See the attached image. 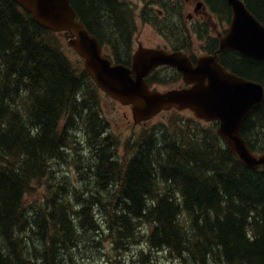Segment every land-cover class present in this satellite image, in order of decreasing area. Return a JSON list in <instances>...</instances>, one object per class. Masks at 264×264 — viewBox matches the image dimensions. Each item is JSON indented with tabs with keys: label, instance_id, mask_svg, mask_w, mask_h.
Returning a JSON list of instances; mask_svg holds the SVG:
<instances>
[{
	"label": "trees",
	"instance_id": "16d2710c",
	"mask_svg": "<svg viewBox=\"0 0 264 264\" xmlns=\"http://www.w3.org/2000/svg\"><path fill=\"white\" fill-rule=\"evenodd\" d=\"M70 1L107 55L127 66L129 7ZM242 1L264 23V0ZM69 38L0 0V264H71L95 238L113 250L143 243V264L159 254L177 264H264V170L239 163L216 123L176 110L118 152L101 92ZM227 55L226 69L264 87V61ZM241 133L264 152V99ZM60 162L79 169L83 189L58 178Z\"/></svg>",
	"mask_w": 264,
	"mask_h": 264
},
{
	"label": "water",
	"instance_id": "95a60500",
	"mask_svg": "<svg viewBox=\"0 0 264 264\" xmlns=\"http://www.w3.org/2000/svg\"><path fill=\"white\" fill-rule=\"evenodd\" d=\"M12 1L42 28L71 36L68 45L83 60L95 85L112 100L130 107L134 125L147 122L163 111L189 110L198 120L217 123V135L239 163L253 170H264V153H253L241 133L251 111L262 105L264 87L228 72L218 62V53L225 50L264 61V23L242 0H226L231 20L214 54L197 58L193 65L180 52L140 46L130 67L113 64L102 54L97 37L78 19L70 0ZM160 66L176 69L188 87L165 92L150 90L145 78Z\"/></svg>",
	"mask_w": 264,
	"mask_h": 264
},
{
	"label": "flooded vegetation",
	"instance_id": "af4514ba",
	"mask_svg": "<svg viewBox=\"0 0 264 264\" xmlns=\"http://www.w3.org/2000/svg\"><path fill=\"white\" fill-rule=\"evenodd\" d=\"M145 2L151 3V5L148 11L144 10L143 13H140L144 16L139 19L143 25L158 30L161 44L144 45L138 38L140 33L137 32L136 15L130 16L126 23L128 33L130 32L128 66L132 64V56L140 46L165 50L169 53L180 52L188 56L192 64L195 65L196 58L199 56L214 54L218 50L219 40L226 33L232 15L226 0H146ZM153 15L159 19L165 18V26L161 27L156 24ZM169 26L179 32L177 34L165 32L164 29H169ZM103 47L107 51V47ZM195 51L200 52L199 55H195ZM228 52L225 50L218 53L220 64H223L222 57H227ZM146 82L151 89H155L161 84H172L176 87L186 86L181 75L169 66L157 67L146 77Z\"/></svg>",
	"mask_w": 264,
	"mask_h": 264
},
{
	"label": "rangeland",
	"instance_id": "374dc122",
	"mask_svg": "<svg viewBox=\"0 0 264 264\" xmlns=\"http://www.w3.org/2000/svg\"><path fill=\"white\" fill-rule=\"evenodd\" d=\"M126 4L130 9L131 16L136 15V24L138 26L137 32L139 31V40L146 46H156L161 44V38L158 35V30L143 25L139 17L142 18L144 15V10L148 11L151 3H146V0H121ZM154 21L161 27L165 26V18H157L153 15ZM165 32L170 33L169 29H164ZM135 47V46H134ZM200 52L195 51V55H199ZM109 54V53H108ZM174 77V76H172ZM176 86L172 84H161L155 89L158 91H165ZM101 102L100 105L103 110V116L108 123V132L112 133L118 141V152L122 153L124 145L132 138V134L139 133L141 128L145 125L148 126H157L158 124L165 122L167 115L162 113L146 124H141L138 126L133 125V119L130 107L122 106L108 97H106L101 92ZM184 118L193 117V114L190 111H183L181 114ZM134 132V133H133ZM82 138V137H80ZM83 140V138H82ZM79 152V151H78ZM54 173H58V178L61 176H67L68 180L74 184V188H78L82 185L81 180L79 179V169H76V166H72L71 162L63 163L60 162L58 165L54 166ZM83 189V186L79 187ZM71 191V190H70ZM94 236V233H90V236ZM94 238V237H93ZM93 242L84 243L83 247L78 251H75V258L71 264H143L144 261L140 257V252L146 254L148 248L143 244H137L131 247L129 251L124 250H113L111 243L103 238H95ZM153 264H177L174 261L170 260L163 254H159L154 258Z\"/></svg>",
	"mask_w": 264,
	"mask_h": 264
}]
</instances>
